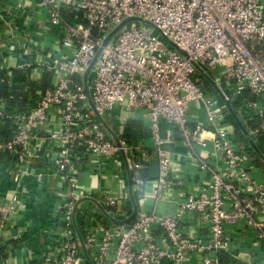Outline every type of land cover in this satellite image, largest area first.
<instances>
[{
    "label": "built area",
    "instance_id": "1",
    "mask_svg": "<svg viewBox=\"0 0 264 264\" xmlns=\"http://www.w3.org/2000/svg\"><path fill=\"white\" fill-rule=\"evenodd\" d=\"M7 3L28 24L22 21L17 28L4 30L15 44L0 42L8 54V66L0 63L6 76L0 83L29 90L33 79L23 81L16 74L27 65H10L20 42L23 54L35 44L36 66L50 79L44 89L15 95L24 99L22 105L10 107L0 97V120H9L13 129L10 137L0 140V168L7 169L11 180L5 193L0 190V250L10 239H20L11 232L25 209L24 180L55 177L61 190L52 225L60 243L41 258L29 256L19 264H84L73 228L78 200L91 197L118 219L132 211L122 149L141 216L116 227L91 204L79 205L93 264H238L239 255L233 250L242 245L234 234L244 237L255 262L264 264V165L190 61L149 26L135 22L113 36L90 77L93 101L107 122L120 108L147 121L159 166L151 192L157 202L176 200L178 211L172 216L142 211L147 184L143 171L151 155L141 142L121 139L122 147L116 145L91 112L82 79L116 26L130 17L146 19L210 73L264 153V0ZM2 12L0 19L10 25L3 17L7 10ZM199 107L205 120L197 115L190 119ZM163 122L176 127L187 150L183 163L165 148ZM86 158L94 170L89 176L117 183L118 188L86 190L80 183ZM185 166L198 173L195 189L187 187Z\"/></svg>",
    "mask_w": 264,
    "mask_h": 264
},
{
    "label": "crops",
    "instance_id": "2",
    "mask_svg": "<svg viewBox=\"0 0 264 264\" xmlns=\"http://www.w3.org/2000/svg\"><path fill=\"white\" fill-rule=\"evenodd\" d=\"M7 10V13L3 15L5 19L11 21V24H5L0 19V42L5 44L14 45L15 41H10L4 33L7 27L17 28L20 23L25 21L23 25L28 24L24 18L16 16V11L13 9V4H8L7 0H2L0 3V12ZM19 41L27 39H18ZM29 41V40H27ZM14 42V43H13ZM32 49L29 53L23 54L21 51V42L17 45L15 53L11 54L10 65L19 67L27 65V69H22L20 74L22 75L23 81L31 78L38 87H42V82L45 77L44 71L38 69L36 64L39 57L34 52L35 44L31 45ZM4 62L8 66V54L6 48L0 46V63ZM35 77V78H34ZM38 77V78H37ZM37 78V79H36ZM41 89V88H40ZM197 115V119L204 121L206 116L202 107H199L196 113L191 112L189 118L193 119ZM139 115L131 116L124 108H120L112 112L110 121L108 122L110 127L115 131L119 139H124L126 141L141 142L144 150L151 155V160L147 167L146 176V190L143 193L144 200L142 204V209L144 212H155L162 216H172L178 211V204L175 201H164L157 202L156 197L152 194L151 190L154 187L153 182L158 175V161L154 154H152L153 143L150 137V132L148 128V123L145 120H139ZM142 119V118H141ZM163 136L167 140L165 148L171 153L178 154L177 163H183L185 159L186 149L184 147L181 138L176 133V127L168 122H163ZM137 134L133 138L132 134ZM184 166V165H183ZM51 166L47 167L49 170ZM185 179L190 184L191 189H195L196 184L200 182L198 173L196 169L185 166ZM85 170H89L85 173ZM93 168L91 160L86 158L82 165V174L80 177V183L86 190L96 192L98 190L108 189L107 186L117 189L119 185L117 183L111 184L110 182L105 183L99 180L93 179L89 176L92 173ZM187 177V178H186ZM48 178V177H46ZM49 180L40 179L39 177H28L24 180V185L28 189V195L25 200V209L21 216L15 223V226L11 232L13 237L20 236V239H10L4 248L0 250V264H19L29 256L34 258H41L45 253H47L51 247H55L60 243V235L53 229V222L55 219L54 211L58 203L59 197L58 193L61 188L57 187V178L51 177ZM188 179V180H187ZM106 184V185H105ZM11 186V180L7 169L0 168V190L5 193L8 187ZM195 186V187H194ZM186 187V188H187ZM91 194V193H90ZM94 194V193H93ZM148 199V201H147ZM144 201L152 203V207L146 209ZM240 234V233H239ZM237 238L239 244L242 246H236L234 248V253L239 255L238 264H257L254 256H251L252 250L250 248V243L242 236L234 234ZM18 238V237H17ZM250 257L249 260L243 259L242 256ZM249 255V256H248ZM8 260V262L6 261Z\"/></svg>",
    "mask_w": 264,
    "mask_h": 264
},
{
    "label": "water",
    "instance_id": "3",
    "mask_svg": "<svg viewBox=\"0 0 264 264\" xmlns=\"http://www.w3.org/2000/svg\"><path fill=\"white\" fill-rule=\"evenodd\" d=\"M141 23L149 26L151 29L156 31L160 36L163 38L164 41H166L172 48L177 50L185 59L189 60L190 63L194 66V68L199 72V74L209 83V85L213 88L214 93L218 95L219 99L223 102V104L226 106L231 119L234 121L238 129L242 132L243 136L247 140L250 148L252 151L255 153V155L258 157L259 161L264 165V153L262 149L260 148L259 144L253 139L251 134L249 133L247 127L245 124L242 122L240 117L238 116L236 110L234 109L233 105L231 102L226 98L224 92L222 89L217 85L216 81L214 78L210 75V73L205 70L203 67H201L196 61L192 60L188 53L180 48L173 40L169 39L159 28H157L152 22L143 19V18H138V17H130L125 20H123L118 26H116L109 34L108 36L104 39L102 47L98 50L95 58L93 59L92 63L89 65V67L85 70V72L82 75L83 79V85H84V91L87 96V101L89 104V107L91 109V112L93 113L94 117L100 122V124L105 128V130L109 133L110 137L114 140L116 145L118 147H122V143L115 133V131L110 127L109 123L107 120L103 117L101 112L96 108V105L93 101L92 94H91V89H90V77L91 73L93 70V67L95 63L98 61L100 54L102 53L104 47L109 43V41L113 38V36L120 31L124 26L130 24V23ZM120 156L122 159V165H123V170L125 173L126 177V186H127V193L128 197L132 206V211L131 214L124 218V219H118L115 216H113L109 211H107L101 203H99L97 200L91 198V197H84L78 200L74 215H73V228L76 233V237L78 242L81 245L82 249V254L84 257V264H93L92 258L90 256V253L86 247L85 243V237L83 234V231L80 226V219L78 215V206L82 204H91L94 206L98 211L99 214L104 217L106 220H108L112 225L116 227H122L130 222L136 220L141 216V210H140V205L138 198L136 194L133 191V186H132V172L130 168V163L127 157V154L124 152V150L120 149ZM249 256V255H248ZM242 258L249 260L250 257L242 256Z\"/></svg>",
    "mask_w": 264,
    "mask_h": 264
},
{
    "label": "trees",
    "instance_id": "4",
    "mask_svg": "<svg viewBox=\"0 0 264 264\" xmlns=\"http://www.w3.org/2000/svg\"><path fill=\"white\" fill-rule=\"evenodd\" d=\"M16 74L22 78V75L20 74V72H16ZM6 78L5 76V72H0V79L1 78ZM50 79V76L46 73L45 74V77L43 79V82H42V87H38V89H44L47 84H48V81ZM8 80V79H7ZM29 86V90L28 91H25V87H21L19 89H12V88H9L8 87V83H0V97L7 102V105L10 106V107H13L14 105H22L24 99H21L19 100L18 98L15 99V95L19 96L20 93L23 94V95H26L27 93L29 92H33L37 89L36 84L35 83H29L28 84ZM12 124L9 120H4V121H1L0 120V140L3 139L4 137H10L11 134H12ZM133 138H135L137 136V134H132ZM134 140V139H132ZM131 140V141H132ZM136 141V140H135ZM147 176V170L145 169L143 171V177L144 179L146 180Z\"/></svg>",
    "mask_w": 264,
    "mask_h": 264
},
{
    "label": "rangeland",
    "instance_id": "5",
    "mask_svg": "<svg viewBox=\"0 0 264 264\" xmlns=\"http://www.w3.org/2000/svg\"><path fill=\"white\" fill-rule=\"evenodd\" d=\"M147 201H148V199H147ZM147 201H146V202L144 201L146 209L149 208L148 206H149V204H150V203H148ZM150 207H152V203L150 204ZM142 211H144V208L142 209Z\"/></svg>",
    "mask_w": 264,
    "mask_h": 264
}]
</instances>
